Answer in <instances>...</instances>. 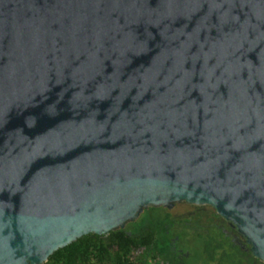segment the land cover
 Listing matches in <instances>:
<instances>
[{"label": "water", "instance_id": "95a60500", "mask_svg": "<svg viewBox=\"0 0 264 264\" xmlns=\"http://www.w3.org/2000/svg\"><path fill=\"white\" fill-rule=\"evenodd\" d=\"M183 202L264 264V0H0V264Z\"/></svg>", "mask_w": 264, "mask_h": 264}, {"label": "trees", "instance_id": "16d2710c", "mask_svg": "<svg viewBox=\"0 0 264 264\" xmlns=\"http://www.w3.org/2000/svg\"><path fill=\"white\" fill-rule=\"evenodd\" d=\"M150 221L147 217L138 225L132 224L130 236L121 230L111 232L110 239L101 242L98 236H84L55 252L45 264H144L146 254L143 255V251L153 249L154 253H159V235L166 234L163 223L151 225ZM204 242L202 252L207 256L203 264H258L251 253L242 251L233 243L228 246L209 239Z\"/></svg>", "mask_w": 264, "mask_h": 264}, {"label": "flooded vegetation", "instance_id": "af4514ba", "mask_svg": "<svg viewBox=\"0 0 264 264\" xmlns=\"http://www.w3.org/2000/svg\"><path fill=\"white\" fill-rule=\"evenodd\" d=\"M153 210H157V212H153ZM147 217L151 219V225H162L163 223V229L166 230L165 235H159L160 242L158 243L161 244L159 253H154L153 249L149 251L145 249L142 253L143 255L146 254V257H149V260L156 264H188L192 256L185 247L193 244L195 233L203 241L206 239L216 241L212 238L218 236L217 242L226 243L228 246L233 243L242 251L250 254V247L246 245L245 238L238 233L237 228L219 217L215 210L209 206H196L183 202L178 204L173 212L163 207L151 209L144 220ZM98 238L100 242L109 240L110 234L98 236ZM169 241H171L170 244ZM137 254L139 255V253ZM203 256L202 262L199 264H203L207 255L204 254Z\"/></svg>", "mask_w": 264, "mask_h": 264}, {"label": "rangeland", "instance_id": "374dc122", "mask_svg": "<svg viewBox=\"0 0 264 264\" xmlns=\"http://www.w3.org/2000/svg\"><path fill=\"white\" fill-rule=\"evenodd\" d=\"M214 235H215V233H214ZM217 237L218 236H215V238H212V239H216L215 242H217L218 241ZM204 243L205 242L203 241V239L195 233V238H194L193 244H190V245L185 247V249L188 250V252L192 256V259H191V261L188 262V264H199L202 262V259L204 257L203 256L204 253L202 252V249L204 247ZM196 250H197V253H195ZM144 259H145V260H143L144 264H156L154 261L149 260V257H145Z\"/></svg>", "mask_w": 264, "mask_h": 264}]
</instances>
